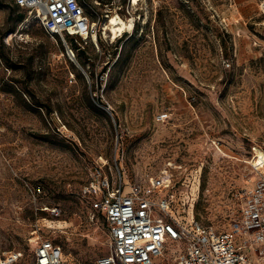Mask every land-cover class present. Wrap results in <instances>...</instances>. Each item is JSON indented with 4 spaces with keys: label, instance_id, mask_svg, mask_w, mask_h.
Returning a JSON list of instances; mask_svg holds the SVG:
<instances>
[{
    "label": "rangeland",
    "instance_id": "obj_1",
    "mask_svg": "<svg viewBox=\"0 0 264 264\" xmlns=\"http://www.w3.org/2000/svg\"><path fill=\"white\" fill-rule=\"evenodd\" d=\"M80 1L98 23L96 41L52 37L0 0L1 251L33 264L38 236L60 245L68 264L109 254L106 218L81 195L101 160L126 182L168 172L178 217L231 229L264 155L262 0ZM116 16L133 29L107 32ZM72 39L85 55H68ZM185 251L168 241L154 264ZM245 252L264 264L260 251Z\"/></svg>",
    "mask_w": 264,
    "mask_h": 264
},
{
    "label": "built area",
    "instance_id": "obj_2",
    "mask_svg": "<svg viewBox=\"0 0 264 264\" xmlns=\"http://www.w3.org/2000/svg\"><path fill=\"white\" fill-rule=\"evenodd\" d=\"M29 19L41 24L52 37L68 36L86 43L100 37L98 23L91 20L80 0H12ZM264 9V0L261 1ZM68 55L74 51L69 50ZM164 119V117L162 118ZM118 165V159L115 160ZM106 162H97L90 171L81 195L94 212L105 216L110 253L92 264H154L164 256L168 241L186 246L175 264H252L247 247L264 255V165L253 163L258 174L254 185L237 196L238 222L227 231H218L197 222L193 215L178 217L169 191L172 176L163 172L147 183L126 182L117 166V178L107 174ZM40 194L42 188L37 186ZM168 195L161 197L162 194ZM55 217L61 210L51 211ZM237 237H246L245 244ZM33 264H68L60 245L36 236ZM22 253H5L0 249V264H18Z\"/></svg>",
    "mask_w": 264,
    "mask_h": 264
},
{
    "label": "bare ground",
    "instance_id": "obj_3",
    "mask_svg": "<svg viewBox=\"0 0 264 264\" xmlns=\"http://www.w3.org/2000/svg\"><path fill=\"white\" fill-rule=\"evenodd\" d=\"M140 1L141 0H131V6L137 7ZM133 26H134L133 21H125L121 17L116 16V17H113L111 19V21H109V23L106 24L105 29L107 30V32H111L112 35H116L118 32H126V31L130 32L133 29ZM94 40L96 41V38ZM253 162L254 163L257 162L259 164L264 165V155L261 154L258 157L254 158ZM246 163H248V162H246ZM262 173L264 174V170L262 171ZM255 175H258V174L255 173ZM256 178H257V176L254 177V179H256ZM49 224L52 225V224H54V222H50ZM59 224H60V222L57 221L56 227L64 228V227H61V225H59Z\"/></svg>",
    "mask_w": 264,
    "mask_h": 264
},
{
    "label": "trees",
    "instance_id": "obj_4",
    "mask_svg": "<svg viewBox=\"0 0 264 264\" xmlns=\"http://www.w3.org/2000/svg\"><path fill=\"white\" fill-rule=\"evenodd\" d=\"M26 15H27V14H26ZM25 18H26V16H25L23 13H19V14L17 15V20H18V21H24ZM70 38H72V37H70ZM74 39H75V38H74ZM74 39L71 40V47H72V50H73L74 52H77L79 55H85L84 50H82V49L80 48V46H78V44H76V41H75ZM114 55H115V53L112 54L111 57H113Z\"/></svg>",
    "mask_w": 264,
    "mask_h": 264
}]
</instances>
